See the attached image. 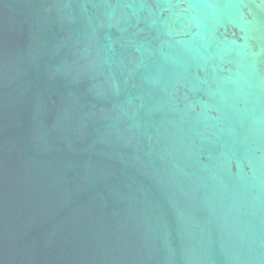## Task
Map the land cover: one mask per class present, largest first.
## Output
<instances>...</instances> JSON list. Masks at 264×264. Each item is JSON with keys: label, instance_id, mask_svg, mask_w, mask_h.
<instances>
[{"label": "water", "instance_id": "95a60500", "mask_svg": "<svg viewBox=\"0 0 264 264\" xmlns=\"http://www.w3.org/2000/svg\"><path fill=\"white\" fill-rule=\"evenodd\" d=\"M0 264H264V0H0Z\"/></svg>", "mask_w": 264, "mask_h": 264}]
</instances>
